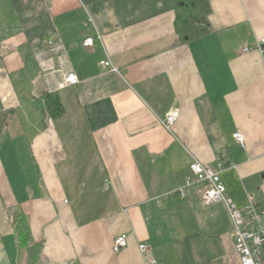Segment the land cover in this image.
Instances as JSON below:
<instances>
[{
	"label": "crops",
	"instance_id": "crops-1",
	"mask_svg": "<svg viewBox=\"0 0 264 264\" xmlns=\"http://www.w3.org/2000/svg\"><path fill=\"white\" fill-rule=\"evenodd\" d=\"M208 1L209 31L183 43L176 0H0V264H151L140 243L155 264H241L226 205L186 182L198 159L238 207L264 204V0Z\"/></svg>",
	"mask_w": 264,
	"mask_h": 264
},
{
	"label": "built area",
	"instance_id": "built-area-1",
	"mask_svg": "<svg viewBox=\"0 0 264 264\" xmlns=\"http://www.w3.org/2000/svg\"><path fill=\"white\" fill-rule=\"evenodd\" d=\"M96 43V37L93 35H86L83 39V45L85 47H93ZM49 46H52L59 52H65L66 47L63 40H49ZM254 46H245L244 52L251 51ZM256 48L264 51V39L257 44ZM101 66L110 68L114 72H120L119 68L115 66L111 60L106 59L100 62ZM79 83L78 75L70 71L65 74L64 79L59 82V88L67 86H74ZM180 116L179 110L169 111L164 119H161L162 125L171 130L176 120ZM233 137L242 147H246V138L240 133L236 132ZM218 164L217 166H219ZM191 176L186 182V186L193 185L195 183H201L204 185L203 202L206 205H210L215 202H223L231 216L233 221V234L235 248L240 256L241 264H264V204L256 200H250L245 207L240 208L233 203L226 196V186L221 179V171L215 166L207 163H203L198 159H194L190 165ZM185 187L179 189V194L185 196ZM113 250L119 252L128 245V235L121 234L114 238ZM139 249L145 256L148 262L155 264V259L149 258L150 246L146 243H140ZM67 264H73L69 262Z\"/></svg>",
	"mask_w": 264,
	"mask_h": 264
},
{
	"label": "trees",
	"instance_id": "trees-1",
	"mask_svg": "<svg viewBox=\"0 0 264 264\" xmlns=\"http://www.w3.org/2000/svg\"><path fill=\"white\" fill-rule=\"evenodd\" d=\"M176 30L181 41L187 42L201 37L209 31L208 15L211 8L208 0H176ZM46 114L57 119L65 113V106L59 92H46L41 98ZM11 112L0 113V136L9 123ZM16 231L26 234L28 223L23 213L16 216Z\"/></svg>",
	"mask_w": 264,
	"mask_h": 264
},
{
	"label": "rangeland",
	"instance_id": "rangeland-1",
	"mask_svg": "<svg viewBox=\"0 0 264 264\" xmlns=\"http://www.w3.org/2000/svg\"><path fill=\"white\" fill-rule=\"evenodd\" d=\"M66 122V121H65Z\"/></svg>",
	"mask_w": 264,
	"mask_h": 264
}]
</instances>
